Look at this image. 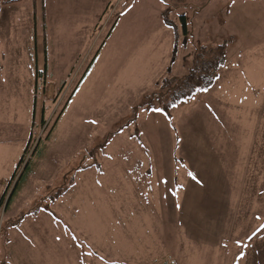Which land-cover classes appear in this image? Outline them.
<instances>
[{
  "label": "rangeland",
  "instance_id": "rangeland-1",
  "mask_svg": "<svg viewBox=\"0 0 264 264\" xmlns=\"http://www.w3.org/2000/svg\"><path fill=\"white\" fill-rule=\"evenodd\" d=\"M14 4L0 264H264V0ZM221 44L215 84L173 103Z\"/></svg>",
  "mask_w": 264,
  "mask_h": 264
},
{
  "label": "trees",
  "instance_id": "trees-1",
  "mask_svg": "<svg viewBox=\"0 0 264 264\" xmlns=\"http://www.w3.org/2000/svg\"><path fill=\"white\" fill-rule=\"evenodd\" d=\"M183 19L185 18L183 17ZM184 27H186V25ZM205 48H203L202 51L201 49L197 50L189 73L185 77L179 79L178 83H176L181 89L178 96H175V99H173V103L193 97L198 92L211 88L218 79L221 68L227 62L225 56V45L221 44L216 50H211L208 52H205L207 50V48ZM168 83L169 81H166L165 84ZM23 161V159L20 161V165L23 163ZM27 171L28 167L26 165V170L18 180V183L15 185L13 192L10 194L8 199L9 201L12 200L13 196L20 188V185L24 182L23 179L26 177Z\"/></svg>",
  "mask_w": 264,
  "mask_h": 264
},
{
  "label": "crops",
  "instance_id": "crops-1",
  "mask_svg": "<svg viewBox=\"0 0 264 264\" xmlns=\"http://www.w3.org/2000/svg\"><path fill=\"white\" fill-rule=\"evenodd\" d=\"M25 1L26 0H14V2L16 3L14 5H21V3L22 2H25ZM35 1H37V0H35ZM6 2L7 1H5L4 3H6ZM4 8H8V5L7 4H4ZM3 15H5L7 17L8 37L11 36V33H12V38L10 39L9 42H14V40H15L14 34L17 32V30L13 26H15L16 22L22 23L23 22V18H22L21 14L19 12L18 13L17 12L16 13H10V12L7 13V12H5ZM1 21H2V19H0V22ZM16 27H20V25L19 26H16ZM10 29H11V33H10ZM11 49L12 50H17V49H21L22 50V49H24V47H23V45L18 44V45H12L11 46ZM37 78H38V75H37Z\"/></svg>",
  "mask_w": 264,
  "mask_h": 264
},
{
  "label": "snow or ice",
  "instance_id": "snow-or-ice-1",
  "mask_svg": "<svg viewBox=\"0 0 264 264\" xmlns=\"http://www.w3.org/2000/svg\"><path fill=\"white\" fill-rule=\"evenodd\" d=\"M161 2L163 3L164 0H161ZM235 2V0H233V3ZM206 91V89H204ZM154 112H161L163 113L164 112V109L162 108H156V109H153ZM189 176H193V173L189 172L188 173ZM193 178L195 179V177L193 176ZM202 183V182H201ZM261 228H264V225H261ZM260 231V229L258 228L256 231H254L252 233V236L249 237V239L251 240L253 237H255L257 235V233ZM59 239V238H57ZM237 243H240V241H237ZM241 257H243V253H241Z\"/></svg>",
  "mask_w": 264,
  "mask_h": 264
}]
</instances>
